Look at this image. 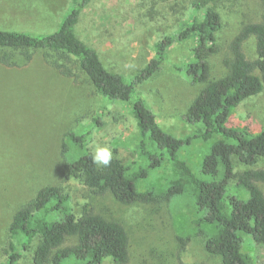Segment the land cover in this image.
Returning <instances> with one entry per match:
<instances>
[{
    "label": "rangeland",
    "instance_id": "1",
    "mask_svg": "<svg viewBox=\"0 0 264 264\" xmlns=\"http://www.w3.org/2000/svg\"><path fill=\"white\" fill-rule=\"evenodd\" d=\"M196 0H92L76 28L77 35L92 46L111 72L128 81L156 56L155 46L173 37L180 24L194 12ZM221 14L223 28L218 33L219 53L210 57L212 79L225 75L224 61L230 57L229 45L242 27L261 20L259 0H209ZM72 0H0V30L52 33L69 10ZM180 42L168 53L163 69L137 88L160 126L169 134L183 138L202 133V124L191 125L186 114L204 84H193L181 66L194 47ZM244 51L257 58L255 39ZM18 57L20 52L9 51ZM31 62L19 67L0 64V263L7 260L11 247L22 250V240L10 227L16 212L46 186H58L69 196L73 213L93 210L108 220L124 225L130 239L128 264H222L210 255L206 241L215 234L209 226L199 232L193 225L195 208L187 194L171 202L123 204L111 194H93L78 178L68 177L62 157L68 135L89 132L85 149L94 154L96 146L109 147L113 158L132 168L145 166L138 151V134L131 104L112 102L97 92L77 64L60 59L51 51L32 52ZM59 60L72 68L75 77L61 75L46 61ZM11 56V57H12ZM17 59V58H15ZM233 121L242 130L256 133L264 126V92L247 99L233 112ZM213 141V140H212ZM211 141V142H212ZM196 141L179 153L200 175L199 164L210 143ZM70 148L74 149L70 144ZM258 167H264L261 160ZM139 170V169H138ZM181 170L170 158L149 170L139 188L164 193L181 177ZM244 210L247 199L244 198ZM181 239H188L183 250ZM35 240L24 252L21 264H34ZM245 250L253 264H264V250L246 238ZM103 264H116L107 258Z\"/></svg>",
    "mask_w": 264,
    "mask_h": 264
},
{
    "label": "trees",
    "instance_id": "2",
    "mask_svg": "<svg viewBox=\"0 0 264 264\" xmlns=\"http://www.w3.org/2000/svg\"><path fill=\"white\" fill-rule=\"evenodd\" d=\"M92 0H72L59 26L52 33L36 34L0 30V64L19 67L32 61V52L51 51L78 65L95 89L112 102L131 104L138 134V151L145 166L132 168L113 158L109 167L92 163L93 153L80 156L89 132L68 135L62 157L68 177L78 178L93 194H111L123 204L171 202L189 195L194 204L192 225L203 232L209 226L215 234L206 241V250L219 257L222 264H253L245 250L246 238L264 250V126L256 132L242 130L233 121V112L241 103L264 92V0H259L261 20L245 24L229 45L230 57L224 61L226 73L212 79L208 59L219 53L218 33L223 28L221 14L209 0H196L194 12L185 19L173 37H166L155 46L156 56L130 82L123 75L107 70L99 53L77 35L76 28L84 10ZM255 39V60H250L244 47ZM180 42H193L191 54L175 70L184 72L193 84L204 88L186 114L189 124H202V133L177 138L166 132L158 118L137 92L138 86L153 78L163 67L171 48ZM9 51L20 52V59ZM47 63L61 75L73 78L71 67L52 60ZM213 140V141H212ZM196 141L210 143L199 164L200 175L179 159V153ZM70 144L75 147L70 148ZM170 158L182 174L164 193L153 188L140 191V182L148 172ZM244 198L247 210H244ZM21 237L22 250L14 246L6 261L0 264H21L24 252L33 251L34 264H103L111 258L116 264L130 261V239L124 225L108 220L93 210L73 213L69 196L58 186H46L21 207L10 227ZM182 249L188 239L179 238ZM204 264V263H193Z\"/></svg>",
    "mask_w": 264,
    "mask_h": 264
},
{
    "label": "clouds",
    "instance_id": "3",
    "mask_svg": "<svg viewBox=\"0 0 264 264\" xmlns=\"http://www.w3.org/2000/svg\"><path fill=\"white\" fill-rule=\"evenodd\" d=\"M92 163L101 166V167H109L113 160V152L107 147L96 146L94 150V154L91 157Z\"/></svg>",
    "mask_w": 264,
    "mask_h": 264
}]
</instances>
